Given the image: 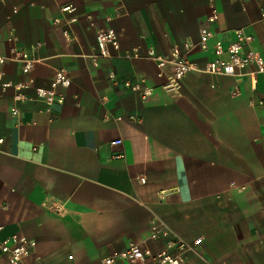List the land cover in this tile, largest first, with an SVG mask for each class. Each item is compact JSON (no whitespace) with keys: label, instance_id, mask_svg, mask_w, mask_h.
Instances as JSON below:
<instances>
[{"label":"crops","instance_id":"1","mask_svg":"<svg viewBox=\"0 0 264 264\" xmlns=\"http://www.w3.org/2000/svg\"><path fill=\"white\" fill-rule=\"evenodd\" d=\"M203 27L209 46L241 29L264 60V0L0 1V54L36 59L27 72L0 65L12 85L0 88V238L35 241L18 264H103L130 243L178 242L191 246L180 264H264V73L190 71L173 92L171 66L150 56L191 43L202 68L215 57L196 46ZM108 28L118 57L98 56ZM57 69L70 83L46 112L35 89ZM124 81L152 92L142 100Z\"/></svg>","mask_w":264,"mask_h":264},{"label":"built area","instance_id":"2","mask_svg":"<svg viewBox=\"0 0 264 264\" xmlns=\"http://www.w3.org/2000/svg\"><path fill=\"white\" fill-rule=\"evenodd\" d=\"M4 1V0H0ZM69 9V7H65ZM64 9V10H65ZM216 19V12L213 11L208 17V22H213ZM212 31L207 28H201L199 32V40L196 46L203 51L211 49L215 54L212 60H208L201 68L196 62L190 60L186 54L189 53L194 45L191 43H184L183 48L179 49L173 47L169 55L155 56L150 52V56L156 61L158 67L170 65L172 68L171 75L163 88L168 91H177L180 80L190 71H199L214 75L234 76L239 73L241 69L253 63L256 65V71L264 73V60L261 55L251 51L248 44L251 40L250 36L245 35L241 29H236L231 32L232 40L223 46L219 41H215L212 46H209L208 39L212 36ZM96 46L98 48V56L104 58L118 57V40L115 32L108 28L99 30L95 35ZM225 55V57H223ZM6 60L16 61L22 64L24 71H29L32 65L36 62L35 58L29 56L24 51H17L12 57H5L0 54V65ZM70 83V78L65 69H57L50 82L49 87H37L35 95L41 99L46 105L45 111L50 112L53 104L62 105L64 102V94L58 87H67ZM29 84V83H28ZM24 85L25 87L28 86ZM124 86L134 92L140 99H146L152 92V89L144 84L142 81L134 83L124 81ZM12 86L9 82L0 83V88L5 89ZM17 89L20 85H15ZM10 112L13 116H17L18 109L12 107ZM136 120V119H132ZM140 122L139 120H136ZM3 139L0 137V144ZM120 140H115L112 144H118ZM159 234H166L164 230H155L153 236ZM196 240L195 242H198ZM177 252L170 253L168 250L159 252H152L148 248L143 247L140 243H130L128 247L122 251H115L102 259L103 264H115L118 260L145 263L149 261L150 264H180L182 261V252L191 249L190 244L185 242L177 243ZM35 241L29 239L24 235H9L0 238V254L7 259V264H18L24 257H26L30 250L34 247Z\"/></svg>","mask_w":264,"mask_h":264}]
</instances>
